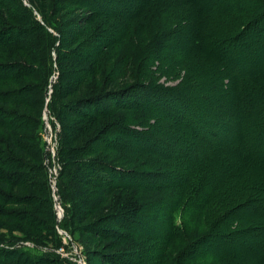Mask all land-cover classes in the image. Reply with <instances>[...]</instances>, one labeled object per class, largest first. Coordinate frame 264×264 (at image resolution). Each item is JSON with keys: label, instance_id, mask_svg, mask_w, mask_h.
<instances>
[{"label": "rangeland", "instance_id": "374dc122", "mask_svg": "<svg viewBox=\"0 0 264 264\" xmlns=\"http://www.w3.org/2000/svg\"><path fill=\"white\" fill-rule=\"evenodd\" d=\"M130 1L136 0H124L120 8L126 6L128 10L133 4ZM247 1L242 0L235 9V20L252 18L243 13L239 18L240 7L259 10L264 5V0L261 3L256 0L248 7ZM192 2L186 0L195 9L174 8L168 12L170 8L162 9L160 4L150 1L141 13L132 15L120 11L100 13L86 0H0V174L7 175L5 180H8L5 186L0 182V264H257L264 253V220L257 228V235L246 240L250 248L237 259L201 257L194 253L202 252L204 243L196 250L191 245L206 231L211 233V222L235 204L251 202L250 207L258 208L264 216V199L252 202L257 197L260 199L264 166L260 164V168L250 160L245 163L239 160V155L226 163L229 165L226 173L235 165L237 176L230 174L209 208L197 211L193 219L182 214V199L178 205L174 204L175 190L166 184L143 188L144 194L137 189H117L111 198H102V207L89 206L76 215L71 206L81 200L65 199L58 192L62 159L71 161L61 152V147L78 150L87 146L80 161L99 159L126 170L169 174L177 164L173 159L166 161L144 152L136 155L134 137L125 135L123 129L124 133L121 129H107L114 124L124 126L127 121L142 119L139 123L146 127L153 122L143 119L139 110L118 105L120 100L114 105L113 95L107 100L102 99L105 96L99 97L98 103L102 101L100 104L108 111L94 115L98 124L92 132L75 142L72 138L68 145L62 146L59 134L63 131L64 136L63 123L74 126L80 122L75 116L68 117L64 107L77 101L82 87H88L85 93L100 95L106 93L104 89L114 91L152 79L156 83L185 87L200 105L208 110L216 109L220 115L215 114L214 118L220 122V118L242 121L260 107L261 115L264 113V41L257 40V48L248 37L224 44L218 40L217 45L207 46L216 54L209 58L212 51L208 53L203 44L198 50L193 48L192 33L200 32L196 24L201 18L196 9L214 8L218 6L217 0ZM218 3L220 7L231 8V4ZM262 34H254V38L264 40V29ZM131 47L134 50L130 52ZM218 61L222 64L219 69L225 73L222 77L213 68ZM95 67L101 72L96 74ZM245 74L258 78L263 89L253 91L247 85L241 93L244 85L239 77ZM97 89L100 90L96 92ZM226 113L231 117L225 116ZM150 127L153 133L163 134L170 142L197 144L201 137L195 129L191 135L184 124L171 126L169 122L156 120ZM254 129L255 125L250 134H255ZM225 130L222 136L226 133L227 136L222 137L220 146H232L237 139L242 141L237 130L226 133ZM100 133L101 136L105 133L102 139L98 138ZM256 135L259 140L249 142L250 149L246 152L260 150L264 157V134L258 131ZM8 136L30 154L25 157L13 153L6 144ZM90 147L98 152L90 154L94 151ZM136 160H139L137 165ZM221 163L213 161L212 166ZM74 168L78 166L72 164L65 171ZM176 170L182 174L188 166ZM17 171L22 175L19 179L14 176ZM51 181L55 183L53 188ZM99 181L95 173L82 178L81 184ZM128 200L133 205L130 207L143 206L133 218L138 221L140 231L152 230L154 234L130 233L118 225V222L123 225V221L112 219L111 215L123 213L119 207ZM164 212L170 215L173 227L179 225L181 237L170 239L164 237L165 233L159 235L166 222Z\"/></svg>", "mask_w": 264, "mask_h": 264}, {"label": "trees", "instance_id": "16d2710c", "mask_svg": "<svg viewBox=\"0 0 264 264\" xmlns=\"http://www.w3.org/2000/svg\"><path fill=\"white\" fill-rule=\"evenodd\" d=\"M150 1L157 2V5L160 4L162 9L170 8L168 9V12L172 11L174 8L183 10L184 8L193 7L192 9H195L194 6H189L186 3V0L130 1V3L132 2L133 4L128 10H126V6L120 8V5H123L121 3L124 2V0H86L88 5L95 7L96 11L100 13L120 11L122 14L128 13L132 15L138 14L137 12L141 13ZM257 1L261 3V0ZM257 1L248 0L246 4H248L249 7L252 5L251 2L255 3ZM218 2L222 4H231V8L226 9L224 7H220ZM192 3L196 4V0H193ZM239 3L241 4L242 0H217L216 4L218 6L214 8L207 6H200L197 8L196 10H199L198 13H200L201 19L198 21L199 24H196V28L200 29V32L192 33V41L195 43L193 48L198 50L200 49L198 46L203 44L205 50L208 51V53L212 51V55H208V57L211 58V56H216V54L213 52V49L210 50V48L207 46L216 44L218 40L221 44H224L236 42L238 39L245 37L252 39L250 43L258 48L259 44H255V42L257 40H264L262 38L255 39L254 34L263 35L264 5L260 7L259 10L257 7L251 10L246 7H240V10L237 12V16L239 18L241 17L240 13H243L247 16L252 15V18H248L247 21L241 22L238 20V18L235 20L234 17L236 16L234 14L235 9L238 8L237 6L240 5ZM213 9L215 10L212 11ZM218 34L220 35L219 37ZM132 47L136 49L140 48L135 46ZM132 47L130 52L134 50ZM220 65L222 64L218 61L215 64L216 67L213 66V68L218 72V76L222 77L225 73L219 69ZM98 72L99 69L96 68V74H98ZM251 75L245 74L239 77L241 84L244 85L241 88L242 90L240 89L241 93H243V90H245L244 87L247 88V85H250L253 91L263 89L262 82L258 78H253ZM80 84L81 83L75 85V89H77ZM92 88L94 89L95 87ZM120 89H114V91L104 89L102 91L106 93L93 95L95 93H85L88 91L87 86L82 87L79 90V93L82 94L79 95L80 97L77 99V101L74 102L72 106L68 103L64 107L68 111V117L75 116L80 120V122L76 123L74 126H67L65 123H63L65 130L64 136L63 131H61L59 134L61 138V145H68L72 138V142H75V140H79V138H81L84 134L92 132L91 130H93L94 126L98 124L97 120L94 119V115L108 111L105 106L100 104L102 101H99L98 103V100L100 99L99 97L105 96L102 99L106 98L107 100L108 97H111L110 95H113L112 101H114V105L118 100H120L119 102H121V104L118 105L122 107L126 106L125 108L131 110H139L140 113H143L144 115L143 119H152L153 122H150L149 127H146L139 123V121L142 119L138 121L135 120L134 122L127 121L132 127L126 126L129 124L124 123V126L121 124H114L113 126L110 125V127L107 129H111L112 131H119V129H121V133L123 132V129L126 132L125 135L134 137L132 144L134 145L133 149L135 150L134 152L136 155H143L142 152H144L147 155L162 157L163 160L166 161L173 159L177 162L176 168L179 166H188V170L182 174L179 173L176 168L172 173L170 172L169 174L162 172H140L136 170H126L116 167V165H109V163L99 159H86L80 161L82 156L85 154L84 150L87 146L78 148V150L68 149L69 147H61V152H63L67 158L69 156L71 161L68 162L69 160L62 159V169L59 175L60 178H62V181L60 183L58 181L57 183L58 192L60 196H63L65 199H69V197H76L81 200L80 203H73L71 206V210H73L74 215L78 214L79 211H82L89 206L91 209H98L102 207V198L106 196L111 198L112 193L117 192V189H137L136 191L142 194L143 192L141 190L143 188H158L155 186L166 184L175 190V195L177 198L175 200L177 202L174 204L178 205L182 199V214L184 212L186 214L185 216H189L191 219H193L198 214L197 211H204V209L209 208L208 206L214 201V196L220 189L224 187V184L229 181L228 179L231 177L230 174H232V176L234 174L237 176V168L235 165L233 166L230 164L231 170L226 173V166L228 165L226 163L233 162V159L236 158V155H239V160L241 159L245 163L250 160L253 161L252 163L258 164L257 166L260 168L264 166V157H261L262 153L259 152L260 150H250V153L246 152L247 149H250V145L248 144L249 142L253 143L254 141L257 142L259 140V137L256 135V133L260 131L264 134V113L261 115V107L257 110H253L250 112V114H247V117H245L242 121L238 118H236V121L234 122L227 120L223 121L220 118V122L215 119L217 117L214 118L215 114L220 115L216 109H206L204 105H200L199 101H197L194 96H191L186 92L185 87H181L178 84L165 85L162 83L153 82L152 79H147L137 82L131 87H121ZM99 90L100 89H97L96 92ZM240 90H238L236 93H239ZM116 91L118 92L114 93ZM111 92L113 94H111ZM99 106H102V108H99ZM224 115L231 117V115L227 113ZM156 120L167 123L169 122L171 126L184 124L189 128L191 135H194L195 129L196 132L201 134V137L199 136L198 140L199 143L184 144L181 142H170V140H167L163 134L157 135V133H153L150 124L154 126V122ZM253 125H255V134H250ZM225 128V133L227 130H237V135L240 136L242 141H238L237 139L236 142L232 143V146H225L224 144V146H220L222 137L227 136V133L222 136L224 134ZM106 130H103L102 132H105ZM104 134H102V136ZM68 135H70L69 138ZM100 136L101 133L98 135V138ZM102 136L100 139H102ZM107 142L111 144V141ZM243 142H246V144L244 145ZM88 143L87 145L89 146L91 142L89 141ZM101 143L103 142H100V144ZM6 144L15 154L25 157L30 154L25 148L13 141L11 136H8ZM90 149L94 150L90 154H95L98 152V150H95L93 147H90ZM99 149H101V147H99ZM235 149H238L237 151L239 152H237ZM75 158L78 159L74 160ZM213 161H222V163L216 167H213ZM134 162L136 165L139 164V160ZM72 164L78 166V168H74L66 172L65 170ZM260 164H262V166ZM218 167H222V170L218 169ZM95 173L96 177H98L100 180L99 183H87V185L81 184L82 178L93 174L95 175ZM6 176L7 175L3 173L0 174L1 180L6 181V183H2V181H0L4 186L7 185L8 182V180H5ZM14 176H18V179L19 177H22L18 171ZM19 185L21 187V184ZM261 188L262 192L260 193V199L257 197L255 200L253 199L254 201L252 202L257 203L258 200L264 199V184L261 185ZM90 202L91 205L88 204ZM249 203L242 205L235 204L233 207H229L228 209L224 210L216 220L211 222L212 232L210 233L206 231L203 233V235L196 238L191 244L193 247L195 246L196 250L197 246L199 247L202 245L201 243H204L202 247L203 251H196L194 254H199L201 257L208 256L210 259L214 258L217 260L237 259V257H241L243 254H245L246 250L250 248V246L248 247V242H246V240L250 239V237L253 235H257V228L261 226V223L264 220V216L260 215L261 213H259L260 211L258 208H251ZM124 206L129 208L125 209L127 207ZM130 206H133L130 203V200L126 201L125 205L122 203L119 209L123 211V213L111 215L113 217L111 218H115L117 222L123 221V225L119 222L118 225H121L122 229L127 230L130 233H135L140 236H142L144 232L148 233V235L153 233L152 230L142 229V231H140L141 228L137 227L138 221L133 219L135 216H137L136 214H140L143 206ZM257 206H259V204H257ZM163 218H165L166 222L163 224V232L159 235H163V233H165L164 237L170 239L181 237V232L178 229L179 225L175 224L173 227V224H170V215H167V212L163 213ZM152 239H154L153 235ZM203 259L207 260V258ZM257 264H264L263 252L260 254Z\"/></svg>", "mask_w": 264, "mask_h": 264}, {"label": "built area", "instance_id": "2783aa9c", "mask_svg": "<svg viewBox=\"0 0 264 264\" xmlns=\"http://www.w3.org/2000/svg\"><path fill=\"white\" fill-rule=\"evenodd\" d=\"M51 184H52V188L55 186V183L53 182L52 183V181H51ZM61 252L63 251V249L62 250H60Z\"/></svg>", "mask_w": 264, "mask_h": 264}]
</instances>
